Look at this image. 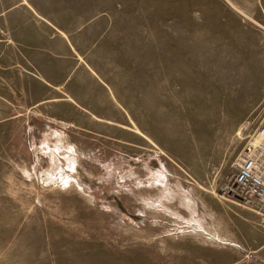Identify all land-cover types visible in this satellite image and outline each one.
Instances as JSON below:
<instances>
[{"label":"rangeland","instance_id":"rangeland-1","mask_svg":"<svg viewBox=\"0 0 264 264\" xmlns=\"http://www.w3.org/2000/svg\"><path fill=\"white\" fill-rule=\"evenodd\" d=\"M115 2L131 114L84 129L0 99V236L36 247L10 262L264 264V218L229 192L264 122V0Z\"/></svg>","mask_w":264,"mask_h":264},{"label":"crops","instance_id":"crops-1","mask_svg":"<svg viewBox=\"0 0 264 264\" xmlns=\"http://www.w3.org/2000/svg\"><path fill=\"white\" fill-rule=\"evenodd\" d=\"M117 7L115 0H0V84L12 85L5 95L0 87V99L84 129L131 114L115 81L113 53L131 44V27H117ZM35 248L34 237L0 236V264H17L13 253Z\"/></svg>","mask_w":264,"mask_h":264},{"label":"built area","instance_id":"built-area-1","mask_svg":"<svg viewBox=\"0 0 264 264\" xmlns=\"http://www.w3.org/2000/svg\"><path fill=\"white\" fill-rule=\"evenodd\" d=\"M231 187L229 192L236 193L264 218V122L240 152Z\"/></svg>","mask_w":264,"mask_h":264}]
</instances>
